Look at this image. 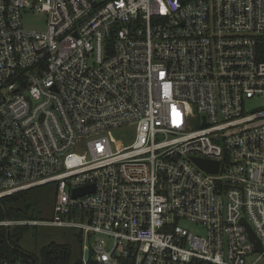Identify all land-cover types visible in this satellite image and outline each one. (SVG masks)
I'll use <instances>...</instances> for the list:
<instances>
[{
    "label": "built area",
    "instance_id": "1",
    "mask_svg": "<svg viewBox=\"0 0 264 264\" xmlns=\"http://www.w3.org/2000/svg\"><path fill=\"white\" fill-rule=\"evenodd\" d=\"M261 41L264 0H0V197L56 185L0 226L78 228L83 264H264Z\"/></svg>",
    "mask_w": 264,
    "mask_h": 264
},
{
    "label": "rangeland",
    "instance_id": "2",
    "mask_svg": "<svg viewBox=\"0 0 264 264\" xmlns=\"http://www.w3.org/2000/svg\"><path fill=\"white\" fill-rule=\"evenodd\" d=\"M43 15L29 14L24 15V23L29 27H38L42 25ZM254 103H251L252 105ZM196 122L192 121L194 125ZM122 133L112 131V147L117 149L122 145L128 144L133 139V128H121ZM56 193L55 184H45L31 188L25 192V197L30 203L27 219L39 221L51 220L53 217V203ZM179 223L191 231H202V229L192 221L181 219ZM14 226H11L13 230ZM78 228L60 227L53 225H28L21 236L18 245L20 248L30 254L38 256L40 249L50 242L66 243L71 246L73 258L79 254Z\"/></svg>",
    "mask_w": 264,
    "mask_h": 264
},
{
    "label": "trees",
    "instance_id": "3",
    "mask_svg": "<svg viewBox=\"0 0 264 264\" xmlns=\"http://www.w3.org/2000/svg\"><path fill=\"white\" fill-rule=\"evenodd\" d=\"M261 43L259 47L260 57L264 58V41H261ZM27 190L0 197V219H23L28 216L30 203L25 197ZM13 228L11 230V227L0 226V257L10 261H15L21 257H33L36 259L37 264H83V241L81 233H78L80 251L77 257L73 258V252L69 244L56 242H50L43 246L38 256H36L23 251L18 245L26 229V225H16ZM88 264H99L93 260L91 253Z\"/></svg>",
    "mask_w": 264,
    "mask_h": 264
},
{
    "label": "water",
    "instance_id": "4",
    "mask_svg": "<svg viewBox=\"0 0 264 264\" xmlns=\"http://www.w3.org/2000/svg\"><path fill=\"white\" fill-rule=\"evenodd\" d=\"M194 160L205 170L207 171H211V172H217L218 169V162L217 161H210V160H205V159H200V158H194ZM93 186L92 185H86V186H82L79 188L74 189L73 191V195H81L84 194L86 192H90L92 190ZM248 226V230L250 232L251 228ZM251 236L253 237V233L251 234ZM89 255V251L88 249H84L83 250V259H87Z\"/></svg>",
    "mask_w": 264,
    "mask_h": 264
}]
</instances>
